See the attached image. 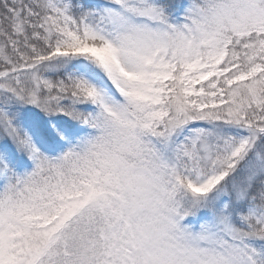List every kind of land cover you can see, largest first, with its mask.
I'll list each match as a JSON object with an SVG mask.
<instances>
[{
  "label": "snow or ice",
  "instance_id": "6c2138e0",
  "mask_svg": "<svg viewBox=\"0 0 264 264\" xmlns=\"http://www.w3.org/2000/svg\"><path fill=\"white\" fill-rule=\"evenodd\" d=\"M0 264H264V0H0Z\"/></svg>",
  "mask_w": 264,
  "mask_h": 264
}]
</instances>
